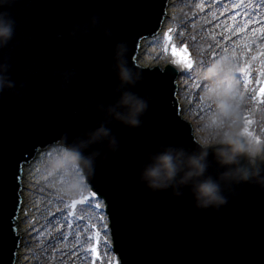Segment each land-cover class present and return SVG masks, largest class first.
<instances>
[{
  "label": "clouds",
  "instance_id": "clouds-1",
  "mask_svg": "<svg viewBox=\"0 0 264 264\" xmlns=\"http://www.w3.org/2000/svg\"><path fill=\"white\" fill-rule=\"evenodd\" d=\"M15 2L0 0V48L7 46L15 35V19L9 11L4 10L5 5L11 6ZM92 22L96 23L95 17ZM120 56L121 53L117 52L115 71L120 85L134 86L136 80L133 79L132 71L120 62ZM9 67L7 62L0 63V93L5 88L14 87V82L7 75ZM117 91L120 94L112 104L98 105L103 111L104 120L80 142L83 147L77 146L78 158L88 167L94 165L98 153L85 155V148L106 142L112 151L118 149V140L107 126L108 120L118 121L128 127H139L141 116L147 110L148 101L137 93L127 88H118ZM196 145L193 150L169 145L148 155L139 172V180L153 193L170 190V198L183 197L184 189L187 188L197 210H218L228 203L225 190L241 183H254L264 189V140L239 132H228L197 136ZM210 155L219 169L215 175L208 171Z\"/></svg>",
  "mask_w": 264,
  "mask_h": 264
},
{
  "label": "snow or ice",
  "instance_id": "snow-or-ice-1",
  "mask_svg": "<svg viewBox=\"0 0 264 264\" xmlns=\"http://www.w3.org/2000/svg\"><path fill=\"white\" fill-rule=\"evenodd\" d=\"M170 31H171V29H169V32H170ZM167 39H168V40H171V36H168ZM173 55H180V53L177 51V49H176L175 47H173ZM260 55H264V52L260 53ZM253 59H255V57H253ZM184 63L186 64L187 68L190 69V68L192 67V64H191L190 61L185 60ZM241 71L244 73V75H245V77H246V81H245V82H246V84H247V83L249 82L248 79H247L248 76H249L248 66L246 65L244 69H241ZM260 93H261L262 95H264V87H261V88H260ZM249 135H251V134L249 133ZM96 195H97V194H96V192H94V191L91 193V196H92V197H96ZM96 207L98 208V207H100V205L97 204ZM105 227H107V225H105ZM97 235H99V233H97ZM92 251L95 253L96 250H95L94 247H93Z\"/></svg>",
  "mask_w": 264,
  "mask_h": 264
}]
</instances>
